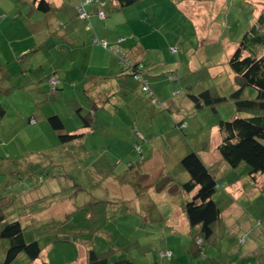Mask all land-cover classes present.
<instances>
[{"label": "rangeland", "instance_id": "obj_1", "mask_svg": "<svg viewBox=\"0 0 264 264\" xmlns=\"http://www.w3.org/2000/svg\"><path fill=\"white\" fill-rule=\"evenodd\" d=\"M259 1L161 0L156 6L162 10L158 17L132 23L136 28L125 31L129 35L123 42L133 38L134 44L141 39L150 49L145 54L147 66L162 56L165 63L173 65L164 75L174 89L187 83L196 91L214 86L223 96L231 92L230 75H234L229 74L226 50L230 56L253 21ZM33 7V0H0V105L6 110L0 118V197L9 200L5 211L12 216L8 221L19 218L20 211H35L21 214L20 220L26 238H35L41 248L37 259L31 261L22 253L14 264H86L88 247L109 253L112 261L128 259L136 264H264V253L258 252L264 246V183L252 194L247 188L251 184L245 164L230 168L222 162L226 170L217 162L213 164L219 170L215 175L219 186L212 199L221 210L224 228L219 238L205 243L203 249L197 241L199 229L191 228L184 215L182 196L187 195L178 191L176 196L172 189L184 171L179 164L182 155L194 151L207 155L208 161L219 158L221 136L215 124L236 114L233 104H221L216 112H194L185 91H171L176 104L185 100L157 107L153 139L145 137L148 130L143 128L146 122L140 113L123 110L130 120L124 125L126 120L121 121L120 115L111 118L99 111L93 119L84 109L93 125L92 134L81 141L83 145L61 144L48 117L38 113L44 99L39 91L50 86L48 78L52 76V69L43 71L45 66L41 67L44 47L34 42L30 54L17 55V59L13 55L26 41V20L36 29L42 21L43 12L35 10L36 4ZM47 18L53 16L47 14ZM45 36L36 35L40 42ZM171 48L175 51L167 56ZM216 64L219 70H209V65ZM178 67L182 77L176 75ZM23 69H29V74L23 75ZM44 75L46 84L42 83ZM61 89L60 85L57 93ZM255 94L253 88H246L243 97ZM167 115L176 120L182 115L189 118L190 128L183 133L177 130V135L175 123L169 117L170 124ZM30 116L36 117L35 123L27 122ZM134 119L136 126L143 127H136ZM72 121L74 118L66 120L65 130L72 127ZM228 186H235L228 191L230 195ZM7 246V241L0 242V263Z\"/></svg>", "mask_w": 264, "mask_h": 264}, {"label": "crops", "instance_id": "obj_2", "mask_svg": "<svg viewBox=\"0 0 264 264\" xmlns=\"http://www.w3.org/2000/svg\"><path fill=\"white\" fill-rule=\"evenodd\" d=\"M45 1L49 4V10L40 11L35 9L39 12H43L44 14L41 18V22L39 21L38 23L37 20V29L34 28L31 20H26V25L29 28L27 34L25 35L26 41L24 43L26 44L23 43V46L19 45L22 47L20 52L16 54L15 51H13V55L17 59V55L30 54V50L28 49L29 47L35 46L34 42L38 44V47H44L45 58L44 61H42L43 64L41 67L45 66L42 68L43 71H51L52 69V72L49 75H54L57 79H59L60 84L58 89L60 88V85L62 86V89L59 91V93H57L58 90H51L48 86L41 88L39 94H44V99L40 97V99H42L40 101L42 105H40L41 107H38V113L42 117H48L51 113L58 116V118L63 121V132L65 133L83 134L81 138L72 142H80L82 144L81 141L87 137V134H92L93 125L91 124L90 119L84 114V109H87V111L91 113L90 115L93 116V119L96 118L98 115L97 112L99 111L101 114H107L110 116L112 115L113 117L120 115L119 118L121 121L126 120L124 121V125L130 124V120H127L124 117L123 110H129L130 113H140L145 118L146 125L144 127V124L136 126L135 119L133 123L136 127L142 126L148 130L145 132V137L153 139L154 136L151 133V127L152 123L155 121L154 115L157 114V110H159L157 107L159 108L160 105H168L169 103H171V105H178L179 103L182 104L185 98L191 102L188 94L199 93L209 87H213L216 90L214 86H205L199 91H196V89L190 83L180 85V87H178L179 90L174 89V85L172 86L170 84L171 81H169L164 75L166 71L168 72L169 70L173 69V65L170 63H165L162 56L159 62L151 61L147 66L145 62V54L148 50H150L149 47L146 46L141 39L136 40L137 42H134V44L133 38L132 40L126 39L123 42V40L129 35L125 31L136 28L130 26L132 23L135 22L134 24H136L138 21L142 22L146 17L147 21H153L156 19V17H158L162 10H156V6L157 3L161 2V0H141L128 7H121L116 0ZM263 1H259L260 6L257 10H255L254 18L259 13L261 3ZM33 2V8H35V4L37 8L36 0H33ZM167 7L168 6L164 8ZM79 8L81 10H79ZM80 11L85 14L84 18L80 17ZM99 11L104 12L103 18L98 16ZM47 14H49V16H53V18L48 19ZM144 24L146 25V23ZM37 34H40L43 37L45 34L47 35L43 41L40 42V38L36 37ZM132 35L133 37L135 36V34ZM173 38L177 42L176 37ZM102 42H104L107 47L110 46L111 48L119 49V51L124 53L126 57L132 61V63L139 62L143 65L142 71L145 78L144 83L149 89V94L152 96H149L147 93H145V95L141 90L142 84L139 81L133 79L128 73L124 74V72H122L117 56L113 51L104 48V46L101 45ZM178 44L179 48H181L180 42H178ZM235 46L236 44H234V48ZM171 49L168 50L167 56H170ZM229 54L230 52L228 53L226 50V59H229ZM39 56L40 55H38V57ZM217 63L219 64L220 62ZM159 65L160 67H158ZM208 68L209 70L213 68L219 70L220 67L216 64V66L209 65ZM29 69H23V72L21 73H23V75H28ZM180 73L181 70L178 67V72L176 75L180 76ZM230 76L232 78V83L230 86L232 92L236 89V80L234 75ZM44 77L46 76H43L42 83L46 84L47 77ZM39 88L40 87H38V89ZM181 90L185 91V98L179 99L180 102L176 104L170 98L171 91L173 93L181 94ZM245 90L243 91V94L245 93ZM231 92H228V94ZM192 107L194 112H200L207 109L204 108L196 111L194 105H192ZM51 110L53 111L50 112ZM167 111L169 112V110ZM169 117L175 123L173 132H175L177 135L183 133V130L190 128L188 120L189 118L186 119L183 115L181 116L182 118L178 117L177 120L172 115H169ZM169 117L167 115L166 118L171 124L172 120L169 119ZM32 118L34 117L32 116L30 119ZM73 118V124L71 122L72 127L68 130H65L66 120ZM34 119L36 122V117ZM111 121L112 120H110V122ZM75 122H77V125ZM93 124H96V122L94 121ZM89 130L91 131L89 132ZM177 130L180 131V133H178ZM136 136L139 138L143 137L141 133H136ZM80 150L84 151L83 148ZM84 152L87 154L88 151L85 150ZM198 155L205 165H207L210 169L213 167L214 170L212 171L214 175H218L219 173L217 167L213 165L216 162L222 166V170H226V167L222 163L223 161L219 159L220 157L218 158V156H216L214 158L215 162H213V160H210V162L208 161L209 158L207 155H200L199 153ZM183 156L184 155L180 157L179 162ZM247 177H249V184H251V186L248 185L247 188H251L250 191L252 194H257L259 192L257 191V186L264 183L260 182V178H264V174H258L255 179H252L248 175ZM180 178L181 179H179V182L175 183L174 188H172L176 196L179 193L178 191H182L181 184L188 178L186 171L180 172ZM135 185L138 186L139 183L135 182ZM225 186L226 185H224V188ZM234 187L235 186L226 188V193L230 195L228 191ZM154 192L155 190L151 191V194ZM173 195H169L167 197ZM188 199L189 195H183L182 203H186ZM221 222L222 221L220 218L219 224L215 228V233L217 234L216 239H218L222 234L221 232L224 228L223 223ZM178 231L179 230L177 229V232ZM260 250L261 251H258L259 253H264V246Z\"/></svg>", "mask_w": 264, "mask_h": 264}, {"label": "trees", "instance_id": "obj_3", "mask_svg": "<svg viewBox=\"0 0 264 264\" xmlns=\"http://www.w3.org/2000/svg\"><path fill=\"white\" fill-rule=\"evenodd\" d=\"M116 1L121 7H128L141 0ZM36 2L38 10H49V4L45 0ZM235 44L228 59V67L235 76L236 89L227 95L219 96L213 87H209L199 93L190 92L188 96L196 111L207 108L216 112L217 106L221 104H233L237 115L227 121L217 120L216 126L221 136L217 152L220 159L230 168L245 164L248 167L246 174L255 179L258 174H264V1L257 16ZM104 48L113 51L122 72L139 81L142 84L141 90L152 96L144 83L143 65L139 62L132 63L119 49L107 45ZM48 83L51 90H58L60 81L54 75L48 78ZM144 87H147V90H144ZM246 88L256 91L253 98L242 97ZM5 112L0 105V118ZM31 117L26 118L27 122L35 123V119H30ZM47 119L61 144L70 143L83 136L82 133L63 132V121L54 114L49 115ZM179 164L188 174V179L181 184L182 191L189 195V200L184 205V215L191 228L199 229L197 241L203 249L205 243H213L217 238L215 228L219 224L221 210L212 196L219 185L212 169L204 164L197 152H188ZM2 199L3 196L0 197V242L7 241L8 246L0 264H14L16 257L22 253L31 261L37 259L41 253L39 243L35 238H26L20 220L21 214L31 210L20 211L19 218L8 221L12 216L5 211L9 200ZM85 254L86 264H136L128 259L112 261L109 253H97L91 247L87 248Z\"/></svg>", "mask_w": 264, "mask_h": 264}, {"label": "built area", "instance_id": "obj_4", "mask_svg": "<svg viewBox=\"0 0 264 264\" xmlns=\"http://www.w3.org/2000/svg\"><path fill=\"white\" fill-rule=\"evenodd\" d=\"M79 10H81L80 8H79ZM81 12V11H80ZM84 16H85V14L83 13V12H81L80 13V17L81 18H84ZM98 16L100 17V18H103V16H104V13L103 12H101V11H99V13H98ZM104 47L106 46V44L104 43V42H102L101 43ZM173 52L175 51V49H171ZM135 77H137V76H135ZM52 82H56V81H52ZM144 90H147V87H144ZM166 255H168L169 257H170V253H167Z\"/></svg>", "mask_w": 264, "mask_h": 264}]
</instances>
